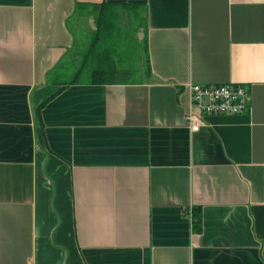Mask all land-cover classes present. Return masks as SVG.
Here are the masks:
<instances>
[{"label":"crops","instance_id":"1","mask_svg":"<svg viewBox=\"0 0 264 264\" xmlns=\"http://www.w3.org/2000/svg\"><path fill=\"white\" fill-rule=\"evenodd\" d=\"M0 264H264V0H0Z\"/></svg>","mask_w":264,"mask_h":264},{"label":"built area","instance_id":"2","mask_svg":"<svg viewBox=\"0 0 264 264\" xmlns=\"http://www.w3.org/2000/svg\"><path fill=\"white\" fill-rule=\"evenodd\" d=\"M190 108L186 114L192 132H198L206 116H235L251 107L252 94L242 84H189Z\"/></svg>","mask_w":264,"mask_h":264},{"label":"trees","instance_id":"3","mask_svg":"<svg viewBox=\"0 0 264 264\" xmlns=\"http://www.w3.org/2000/svg\"><path fill=\"white\" fill-rule=\"evenodd\" d=\"M92 10H94V15L96 17L97 22V34H101L102 32L106 31V17H111V15L114 13L112 8L109 6H106V3L102 4H92L91 5ZM87 60H93L94 62L99 63L104 58H94L91 56V53L86 56ZM94 69V67H93ZM92 73V82L94 83H106L112 79H107L106 76L109 72L102 71V69L99 67H95V70L91 72ZM43 105V104H42ZM40 106V108L42 107ZM201 209L195 208L193 212V222L194 227L197 231H200L201 229Z\"/></svg>","mask_w":264,"mask_h":264},{"label":"rangeland","instance_id":"4","mask_svg":"<svg viewBox=\"0 0 264 264\" xmlns=\"http://www.w3.org/2000/svg\"><path fill=\"white\" fill-rule=\"evenodd\" d=\"M78 71H73L72 74H71V77H76V75H79V73H77ZM117 73H111V74H108L107 77H113V76H116ZM119 76V75H118ZM69 77V76H68ZM82 77L83 78H91L92 77V73H91V70H90V67L88 66V68L83 72L82 74Z\"/></svg>","mask_w":264,"mask_h":264}]
</instances>
